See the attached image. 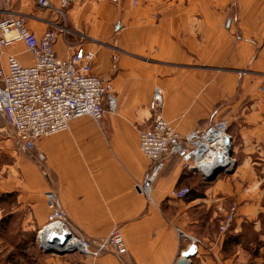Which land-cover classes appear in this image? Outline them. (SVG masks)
<instances>
[{
  "label": "crops",
  "instance_id": "obj_1",
  "mask_svg": "<svg viewBox=\"0 0 264 264\" xmlns=\"http://www.w3.org/2000/svg\"><path fill=\"white\" fill-rule=\"evenodd\" d=\"M69 1L70 32L55 50L61 57L79 44L93 50V71L111 82L117 112L73 119L31 150L17 139L19 151H6L12 181L4 191H14L13 214H21V224L35 230L48 224L55 204L47 193L53 192L74 232L95 239L118 227L127 253L72 251L52 254L45 264H175L190 243L198 251L188 264H264V0H238L234 10L231 0ZM8 9L24 15L38 35L56 19L36 0H0V18ZM10 54L22 64L35 61L22 40L0 50V66ZM155 87L164 96L163 117L180 135L227 121L235 169L195 188L193 197L172 195L203 178L178 155L166 161L150 198L136 188L151 166L139 131L151 124ZM231 202L238 211L221 233L220 207Z\"/></svg>",
  "mask_w": 264,
  "mask_h": 264
},
{
  "label": "built area",
  "instance_id": "obj_2",
  "mask_svg": "<svg viewBox=\"0 0 264 264\" xmlns=\"http://www.w3.org/2000/svg\"><path fill=\"white\" fill-rule=\"evenodd\" d=\"M36 1L42 7L52 8L56 15L41 35L28 28L26 17L20 13L8 9L0 18V50L11 41L22 40L26 50L35 58L33 64L26 65L16 55L10 54L6 67L0 66V110L15 130L19 145L26 150L33 149L41 136L67 130L73 119L90 115L99 120L105 112H117V99L111 82L93 71L95 52L83 44L77 45L68 57L59 56L55 50L57 40L70 32L67 14L70 1L60 0L58 4L49 0ZM97 1L116 4L122 0ZM259 90L264 91V84L259 86ZM163 106L162 90L155 87L149 102L151 124L139 131L140 149L150 159L151 166L143 179L136 183V188L149 198L156 178L171 156H180L187 169H200L202 158L218 155L223 146L222 152L225 151L224 156L227 157L225 136L230 137V134L226 120H214L203 129L180 135L175 126L163 117ZM37 157L44 159L42 153ZM190 192V187L184 186L173 190L172 195L184 199ZM47 196L55 204L50 221L58 222L56 229L63 236V247L74 241L76 246L69 248L95 257L103 252L118 256L127 253L120 228L115 227L107 236L97 239L76 234L68 225L53 192H48ZM220 211L223 215L219 230L226 233L237 214V203L222 205ZM43 231L46 230H40L39 239L46 242L49 238L44 240L41 236ZM197 251V244L190 243L177 256L175 264H180L181 258L188 264L189 258Z\"/></svg>",
  "mask_w": 264,
  "mask_h": 264
},
{
  "label": "rangeland",
  "instance_id": "obj_3",
  "mask_svg": "<svg viewBox=\"0 0 264 264\" xmlns=\"http://www.w3.org/2000/svg\"><path fill=\"white\" fill-rule=\"evenodd\" d=\"M237 3L238 0H231V9L233 8L234 10L237 6ZM232 15H234L233 19H235V14ZM237 36H239V38H243L242 34H235V37ZM245 40H251V37H246ZM237 41L243 40L237 39ZM259 92L263 91L259 90ZM5 122L1 115L0 127L3 126L4 128L3 131L0 130V209L2 212V217H5L2 221H0V264H45V260L47 259V257L52 256V254L53 256H61L66 255L69 252L60 254L55 252H48L45 249H42V243L39 239V232L40 230L44 229L45 226L38 230H35L32 227L21 224L20 213H18V215L16 216H14L13 214L15 193L13 190L4 191V189L10 190V184L8 182L12 181V178L7 177L9 171L11 170V161L10 156H7L8 153L6 151L10 148L19 151V147L16 143L17 138L16 132L14 133L15 130ZM231 157L235 159V156L233 154L231 155ZM234 162L236 164V161ZM224 173L225 172L219 173L214 180H216L219 175H222ZM199 178L195 177L192 178L190 181H186V186L190 188H198L199 191H202L203 184L205 185L207 182L203 178ZM247 226L250 229L249 232H252V225ZM75 251L77 252V250ZM82 254L87 255L85 253Z\"/></svg>",
  "mask_w": 264,
  "mask_h": 264
},
{
  "label": "water",
  "instance_id": "obj_4",
  "mask_svg": "<svg viewBox=\"0 0 264 264\" xmlns=\"http://www.w3.org/2000/svg\"><path fill=\"white\" fill-rule=\"evenodd\" d=\"M117 27H119V24H117ZM226 141L231 142V137L228 136L226 138ZM228 154L232 155L231 145H230V148L228 150ZM234 169H235V163L231 167H229L228 165L218 164L209 173H205L202 170L197 169V168H192L193 171L200 172L202 177L204 178V180L208 181V182L214 180L215 177L219 173H222V172L232 173L234 171ZM51 235L52 236L49 237L48 241L41 244L42 249H45L48 252H55V253H60V254L75 251L74 248L73 249H64V247H63V236L62 235H59L56 232H53ZM58 239L60 240L59 243L57 242ZM180 264H186V260L184 258H181Z\"/></svg>",
  "mask_w": 264,
  "mask_h": 264
},
{
  "label": "bare ground",
  "instance_id": "obj_5",
  "mask_svg": "<svg viewBox=\"0 0 264 264\" xmlns=\"http://www.w3.org/2000/svg\"><path fill=\"white\" fill-rule=\"evenodd\" d=\"M225 137L227 138L228 136L226 135ZM230 143L231 142L225 141V150L227 148V157L224 156L225 151L222 152V150L224 149V146H223V148L219 150L218 155L214 154L213 157L202 158V161L199 162L200 170L206 169V172L209 173L218 164L228 165V166L233 165V162L235 160L231 157V155L228 154V150L230 148ZM57 223H58L57 221L53 220V221H50L48 224L45 225L44 230H46V231H43L44 233L41 232V236L44 237V240L46 238H49L50 236H52L51 234L53 232H57L58 234L60 233V231L58 229H56L58 226ZM46 241H48V239ZM41 242L44 243L43 241H41ZM57 242L59 243V240H57ZM74 246H76V243L74 241H71L68 244V247L64 246V249H72L69 247H74Z\"/></svg>",
  "mask_w": 264,
  "mask_h": 264
},
{
  "label": "trees",
  "instance_id": "obj_6",
  "mask_svg": "<svg viewBox=\"0 0 264 264\" xmlns=\"http://www.w3.org/2000/svg\"><path fill=\"white\" fill-rule=\"evenodd\" d=\"M190 189H191V192L188 194L187 197H193L194 195H198V194L196 193L195 188L191 187ZM194 193H195V194H194ZM4 217H5V216H3V217L1 218L0 221H2V220L4 219Z\"/></svg>",
  "mask_w": 264,
  "mask_h": 264
}]
</instances>
